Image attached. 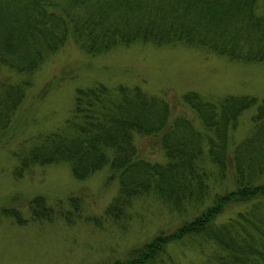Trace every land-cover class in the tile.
Instances as JSON below:
<instances>
[{
    "label": "trees",
    "instance_id": "obj_1",
    "mask_svg": "<svg viewBox=\"0 0 264 264\" xmlns=\"http://www.w3.org/2000/svg\"><path fill=\"white\" fill-rule=\"evenodd\" d=\"M67 38L88 53L148 41L264 62V0H0V131L12 127L32 73ZM250 107L249 131L234 141L232 129ZM143 136L162 151V160L146 155ZM10 156L16 176L33 165L66 162L82 179L106 166L117 187L102 212L114 220L128 217L134 198L149 192L181 213L190 211L192 217L168 233L100 264H153L169 240L187 233L208 242L206 264H264V180L257 181L264 165V97H208L195 90L168 97L137 84L94 82L75 88L60 126L21 140ZM229 172L235 187L212 191ZM80 198L68 193L54 205L41 194L15 195L0 212L17 222L26 221L23 209L30 219L58 215L69 222L81 217ZM245 202L234 216L215 222L225 206ZM95 216L81 218L98 222Z\"/></svg>",
    "mask_w": 264,
    "mask_h": 264
},
{
    "label": "rangeland",
    "instance_id": "obj_2",
    "mask_svg": "<svg viewBox=\"0 0 264 264\" xmlns=\"http://www.w3.org/2000/svg\"><path fill=\"white\" fill-rule=\"evenodd\" d=\"M9 74L14 78L22 76ZM94 82L137 84L150 92L166 91L168 97L195 90L208 97L251 94L261 98L264 97V62L230 58L208 48L182 43L148 41L118 44L88 53L72 38H67L32 73L12 127L0 131V208L14 203L10 198L15 195L23 198L41 194L47 202L56 205L54 199L79 193L81 217L96 215L100 220L93 222L80 217L68 222L58 215L51 220L30 219L28 211L23 209L21 213L26 221L17 222L0 212V264H100L124 257L155 233H168L192 217L190 211L181 213L152 192L135 197L129 207L130 214L124 219L103 215L102 209L117 187L116 178L108 176L106 166L82 179L72 175L66 162L33 165L21 176L11 173L14 158L10 152L15 145L60 126L70 112L75 88ZM251 112V107L245 110L232 129L234 141L249 131ZM139 139L148 157L163 159L161 150L151 148L149 138ZM262 180L264 165L257 175V181ZM233 187V175L229 172L221 181H215L211 190ZM246 206L247 202L225 206L215 222L234 216ZM64 207H67L65 203ZM206 244L204 236L197 233L171 239L153 264H206Z\"/></svg>",
    "mask_w": 264,
    "mask_h": 264
}]
</instances>
